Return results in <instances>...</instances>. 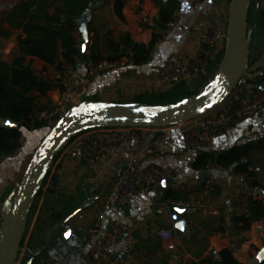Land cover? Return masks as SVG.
<instances>
[{
  "label": "crops",
  "instance_id": "0c3cea01",
  "mask_svg": "<svg viewBox=\"0 0 264 264\" xmlns=\"http://www.w3.org/2000/svg\"><path fill=\"white\" fill-rule=\"evenodd\" d=\"M176 1L181 13L178 25L165 41L153 47L148 61L105 72L91 85L86 100L130 102L136 99L161 97L176 88L159 79L160 69L173 53L179 52L185 59L196 56L201 50V41L199 32L190 27V22L203 21L205 24L212 21L226 22L229 0H209L196 10L192 9V0ZM141 2L146 4L151 13H158L153 0H128L123 8L124 18L120 19L114 11V0L92 1L86 12L77 20L75 37L78 39V55L75 57L74 66L80 73L85 72V60L93 51L102 57L112 53L109 40L119 41L129 36L133 41L146 45L151 41L153 31L141 24L140 17L136 13L137 6ZM254 30L258 34L254 53L250 59L249 73L255 69L264 70V0H255V24L250 31L251 40ZM16 37L13 38L14 42L11 40L9 43L11 45L9 52L6 50L8 45L3 49L6 55H9L11 50L15 52L14 56L18 54ZM29 59L30 57L27 58ZM62 63L64 60L61 55L52 65L39 58H33L32 67L38 76L54 80ZM208 75L209 71L203 72V76L209 81ZM256 84L255 77H250L247 78L245 86L248 90ZM58 98L57 89L49 90L45 95L38 97L37 107H45L56 102ZM217 112L218 109L211 114ZM14 124L11 119L0 118L1 127H15ZM192 127L193 122L189 121L166 128L148 127L141 130V139L136 142V147L140 151L137 157L138 164L146 166L154 163L171 167L174 170L172 178L176 183L163 194L158 190V186L149 197L137 194L127 200L122 211L106 213L108 219H117L133 227L139 238L137 250L128 253L127 256H122L126 251L123 245H120L115 264H197L203 261L214 264L222 255L228 253L232 254L239 264H249L260 251H264V219L252 223L247 229H241V223L236 222L237 216L231 208V199L236 191L245 192L264 203V146L263 149L251 150L247 156L248 168L253 176L236 171L233 165L207 164L197 169L194 167V162L199 153L187 149L182 136L184 131H194ZM20 129L27 137V145L18 157L0 165V213L4 200L19 182L32 152L48 127L28 130L20 126ZM160 135L161 140L149 153L146 150L147 144ZM258 142L264 145V111L232 125L225 135L213 139L203 151L218 155L236 146L244 147L249 143ZM120 151V156L109 154L98 161L88 176L81 175L74 161L65 162L59 184L66 200H62V195L52 194L49 191L41 193L33 225L35 227L37 222L42 221L44 213L49 209H52L53 218L47 225L41 227V230L35 229L36 238L42 235V241L33 249L43 245L44 235L51 225L66 219L84 201L97 197L89 208L73 216L65 225L72 228L68 234V244L77 249L63 259L62 264H101L88 257L82 250V243L91 226L94 212L103 208L108 188L125 167L126 151L123 147ZM208 180L213 182V186L205 190L204 185ZM254 182L256 186H253ZM184 183H192L194 189L189 193L178 194V197L204 198L211 206L221 207L219 214L206 213L200 208H188L179 217V221H175L168 205L160 202L172 194L174 186ZM62 202L66 203L63 209ZM34 227L32 226L33 230ZM164 229H172L175 237L165 239L157 234V231ZM62 231L57 230L53 233V243Z\"/></svg>",
  "mask_w": 264,
  "mask_h": 264
},
{
  "label": "built area",
  "instance_id": "2783aa9c",
  "mask_svg": "<svg viewBox=\"0 0 264 264\" xmlns=\"http://www.w3.org/2000/svg\"><path fill=\"white\" fill-rule=\"evenodd\" d=\"M161 1L166 3L170 0ZM208 1L192 0V9H199ZM136 13L140 17L141 24L151 28L156 35L154 46L167 39L170 32L178 25L181 16L180 10L176 8L172 19L166 25L161 26L158 14L151 13L143 2L138 4ZM189 25L199 32L201 50L191 59H185L179 52L170 55L159 71V79L162 82L171 85L189 82L194 76L205 72L207 67L218 61L219 56L224 52L227 20L226 22L212 21L208 24L203 21H193ZM118 49L121 57L116 60L95 61L89 55L85 60L84 73H80L73 64L64 63L54 78L55 89L59 91L58 100L36 110L26 125L22 127L28 130H35L39 125L51 127L68 109L86 100L91 85L105 72L133 65L134 58L131 48L121 43ZM250 77H255L257 84L247 90L245 84L247 78ZM217 109L216 114H211L212 111L191 120L194 131L182 133L187 149L200 153L213 139L225 135L232 125L264 111V70L255 69L249 73L248 69L234 92ZM142 129L141 127H100L78 133L58 152L42 186V192L61 191L59 183L64 173V164L69 160L77 164L82 176H88L98 161L109 154L120 156L121 147L125 149V167L108 188L103 208L94 212L91 226L82 243V250L88 257L101 264H115L120 245H123L124 250L129 254L135 252L139 246L136 230L123 221L108 219L106 213L122 211L127 200L137 194L149 197L164 179L174 176V170L171 167L154 163L146 166L138 164L137 157L140 151L136 147V142L141 139ZM161 138L160 135L149 142L146 150L149 153L152 152ZM27 142V137L21 132L16 147L7 153L0 154V165L9 159L18 157ZM212 186L213 182L208 180L204 189L209 190ZM193 189L192 183L176 185L173 187L172 194L166 196L160 203L187 209L200 208L206 213L219 214L221 207L211 206L204 198L183 199L178 197V194L189 193ZM231 208L236 216L250 217L252 215L251 196L245 192L236 191L231 199ZM157 234L165 239L175 237L172 229L159 230ZM25 248L21 251L25 258H21L19 264L25 262ZM19 259L20 255L16 264ZM62 262V260H55L47 254H42L37 256L31 264H62ZM197 264L213 263L203 261Z\"/></svg>",
  "mask_w": 264,
  "mask_h": 264
},
{
  "label": "water",
  "instance_id": "95a60500",
  "mask_svg": "<svg viewBox=\"0 0 264 264\" xmlns=\"http://www.w3.org/2000/svg\"><path fill=\"white\" fill-rule=\"evenodd\" d=\"M250 4L251 0H229L227 34L221 63L212 78L196 93L166 104L84 100L68 109L49 127L32 152L19 182L3 202L0 213V264H16L24 249L22 243L31 209L45 177L58 152L75 135L100 127L166 128L194 120L222 105L237 88L250 66ZM13 126H18V123L15 122ZM175 183L174 178H166L158 185V190L163 194ZM96 199L93 197L84 201L66 219L48 229L43 245L36 249L26 247L24 264H31L42 254L61 261L75 251L77 248L68 244V234L72 228L65 225L73 216L89 208ZM168 209L175 221H179V217L187 210L173 205H169ZM57 230L63 231L53 243L52 235ZM127 255V252L122 254ZM263 257L264 251H260L249 264H261Z\"/></svg>",
  "mask_w": 264,
  "mask_h": 264
},
{
  "label": "trees",
  "instance_id": "16d2710c",
  "mask_svg": "<svg viewBox=\"0 0 264 264\" xmlns=\"http://www.w3.org/2000/svg\"><path fill=\"white\" fill-rule=\"evenodd\" d=\"M92 1L22 0L4 17H0L1 37H9L15 30L19 32L16 37L18 54L9 62L0 61V118H8L18 123L17 127L0 126V154L7 153L16 147L21 134L20 126H25L30 116L40 109L37 107L38 97L55 89L54 80H47L36 74L32 67L33 58H39L52 65L61 55L64 63L74 65L75 57L78 55L75 37L77 20L86 12ZM127 1L114 0V11L120 19L124 18L123 8ZM153 1L158 8L159 24L164 26L172 19L173 12L177 8V1L170 0L166 3L161 0ZM3 23H6L7 27H1ZM155 42L154 33L147 45L125 36L119 41L109 40L108 44L112 53L107 57L97 55L94 51L90 56L95 61L119 59L121 54L118 47L119 44L124 43L132 50L134 64H142L148 61ZM28 57H30L29 60H27ZM198 90L191 92L190 95ZM135 102L144 101L136 99ZM42 126L44 125H39L37 129ZM263 146L259 142L249 143L244 147H233L218 155L201 151L194 162V167L198 169L207 164L233 165L236 171L253 176L248 168L247 156L251 150L263 149ZM256 185L254 182L253 186ZM41 192L42 188L38 195ZM251 212L250 217L237 216L235 218L236 222L241 223V229H247L252 223L264 219L263 201L251 196ZM53 226L51 225L50 228ZM27 247L33 248L30 243ZM214 264H239V262L228 253L222 255ZM261 264H264V260Z\"/></svg>",
  "mask_w": 264,
  "mask_h": 264
},
{
  "label": "rangeland",
  "instance_id": "374dc122",
  "mask_svg": "<svg viewBox=\"0 0 264 264\" xmlns=\"http://www.w3.org/2000/svg\"><path fill=\"white\" fill-rule=\"evenodd\" d=\"M20 1L22 0H0V17H4L6 15V13L10 12L14 7H16ZM255 24V0H251V4H250V11H249V18H248V30L251 31L254 27ZM1 27H7L6 23H3ZM18 31H13V33L7 37H1L0 36V61H3L2 59L7 60V62H9V60L12 59V57H14L15 52H13L12 50L10 51L9 55H6L5 52H3V49L6 48V45H8L7 47V51L9 52V50L11 49V45L9 44L10 41H13V38L16 37ZM257 34L258 32H256L254 30L253 33V37L251 40V45H250V49H249V57L250 59L253 56L254 53V48H255V40L257 39ZM224 53V52H223ZM223 54L219 56L218 61H216L215 63L211 64L209 67H207L206 71H209V77L210 79L212 78V76L214 75V73L217 71L221 60H222ZM208 78L203 76V72L199 73L198 75L194 76L189 82H183L180 85H174L176 88H174L173 90H171L168 94L161 96V97H157V98H151V99H141L144 102H149L151 104H166V103H173L176 101H179L187 96H189L191 94V92L197 90V88H201V86H204L208 80ZM197 83V84H194ZM190 84V86H188ZM199 85H201L199 87ZM187 87V89H186ZM190 88V89H189ZM79 191V190H78ZM52 194H57V195H62V190L58 191V192H54V191H49ZM41 195V194H40ZM40 195L37 196L34 205L31 209V213L29 216V221H28V225H27V230L25 233V237H24V242H23V248L27 247L28 243H30L31 247H36V245L42 241V235H40L39 238H36V233L37 232L35 229L38 228L40 229L41 227L47 225L49 223V220H51L52 217V209H49V211H47L46 213H44V218L42 221L37 222V224L33 225V219H34V214L35 211L37 209V204H38V200L40 198ZM62 200H66L65 197L62 195L61 196ZM61 202V201H59ZM62 202V209L64 207V205L66 203ZM51 222V221H50ZM32 226L34 227V230L32 228ZM41 230V229H40ZM41 232V231H40ZM39 240V241H38ZM20 259L19 262H17V264L20 263L21 258H23V253L21 252L20 254Z\"/></svg>",
  "mask_w": 264,
  "mask_h": 264
},
{
  "label": "snow or ice",
  "instance_id": "6c2138e0",
  "mask_svg": "<svg viewBox=\"0 0 264 264\" xmlns=\"http://www.w3.org/2000/svg\"><path fill=\"white\" fill-rule=\"evenodd\" d=\"M185 7H187V5H185ZM81 31H83V29H81ZM97 107H102V106H97ZM179 226V225H178Z\"/></svg>",
  "mask_w": 264,
  "mask_h": 264
}]
</instances>
